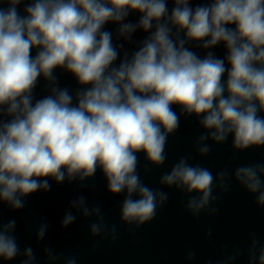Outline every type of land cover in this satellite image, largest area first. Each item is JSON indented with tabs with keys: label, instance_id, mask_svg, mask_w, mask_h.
Wrapping results in <instances>:
<instances>
[{
	"label": "clouds",
	"instance_id": "9594fccd",
	"mask_svg": "<svg viewBox=\"0 0 264 264\" xmlns=\"http://www.w3.org/2000/svg\"><path fill=\"white\" fill-rule=\"evenodd\" d=\"M168 3L0 0L8 5L0 6V202L20 209L24 197L51 189L50 178L84 180L99 169L112 194L126 193L122 219L150 222L168 194L141 182L138 154L151 165L164 164L167 137L179 127L174 106L209 130L199 141L224 142L231 134L237 149L264 146V0H208L195 7L191 0H171V9ZM133 13L139 14L135 23L127 20ZM109 23L128 40L138 29L147 35L121 58L123 45H114ZM189 42L204 49L223 44L225 58L212 51L201 57L186 46ZM58 68L80 85L74 96L59 87ZM40 77L50 82V94L37 99ZM209 150L206 144L198 148L202 154ZM262 173L264 165L241 166L235 178L264 205ZM217 175L224 180L227 174ZM214 180L209 169L185 157L160 183L199 194L187 203L196 217L215 199ZM72 203L82 206L84 197ZM83 211L90 214L86 207ZM75 219L69 211L63 224ZM15 226V220L0 224V260L19 253L11 234ZM46 228L41 225L39 238ZM101 228L91 225L94 234ZM256 243L253 239L250 261L264 264V248L257 257ZM24 254L35 259L31 247ZM67 264H76L75 258Z\"/></svg>",
	"mask_w": 264,
	"mask_h": 264
},
{
	"label": "water",
	"instance_id": "95a60500",
	"mask_svg": "<svg viewBox=\"0 0 264 264\" xmlns=\"http://www.w3.org/2000/svg\"><path fill=\"white\" fill-rule=\"evenodd\" d=\"M27 2L29 0H25ZM191 2L195 7L208 0ZM168 7H173L171 0ZM23 8L24 4H21V14ZM138 15L133 13L127 20L135 23ZM116 28L114 23L106 25V29L113 33L114 45H123L120 48L121 58L125 52L131 55L147 35L138 29L128 40L119 37ZM186 46L201 57L208 51L219 58L226 55L223 44L211 49H204L197 42H189ZM119 62V59L115 62L117 66ZM54 75L59 87H67L74 96L80 87L75 78L60 68L54 70ZM223 78L227 79V73ZM49 94L50 82L40 77L34 97L39 99ZM174 110L179 115V127L167 137L164 164L151 165L143 153L138 154L137 173L141 182L168 194L163 206L158 203L153 220L144 225L124 221L121 208L126 193L112 194L99 169L93 177L84 180L79 177L74 180L65 178L58 183L50 178L51 189L38 190L24 197V207L20 209L0 202V224L16 221L11 234L19 247L14 259L0 260V264H22L29 260L24 254L28 247H31L35 257L29 260V264H67L71 258H75L76 264H257L254 260L250 261V257L253 239L257 241V257L264 248V205L257 203V194L248 192L236 180L235 171L241 166L264 165V146L237 149L231 134L224 142L211 138L199 141L198 138L202 134L207 135L209 130L199 124L197 117L186 116L175 106ZM202 144L209 147L207 154L198 151ZM185 157L189 164L207 168L216 177L212 191L215 199L196 217L187 210V203L199 194L160 183L161 176L170 172L173 165ZM221 171L227 174L224 180L217 175ZM261 179L264 181V173ZM222 185L227 186L226 190ZM80 197H84L85 204L73 207L72 202ZM85 207L89 209V215L84 214ZM97 207L99 213L91 211ZM212 209H215L214 213ZM69 211L76 219L65 226L63 220ZM94 223L102 226L99 234L91 230ZM45 224V234L39 238L38 231Z\"/></svg>",
	"mask_w": 264,
	"mask_h": 264
}]
</instances>
